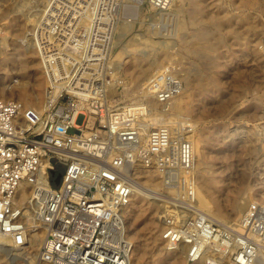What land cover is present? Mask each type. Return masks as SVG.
Here are the masks:
<instances>
[{"label":"built area","instance_id":"obj_1","mask_svg":"<svg viewBox=\"0 0 264 264\" xmlns=\"http://www.w3.org/2000/svg\"><path fill=\"white\" fill-rule=\"evenodd\" d=\"M173 1L51 0L32 35L47 82L44 106L0 99V248L6 239L24 247L32 231L41 230L38 257L45 263L135 264L127 210L131 168L139 161L161 170L178 193L163 234L170 249L187 244L193 263L212 248L217 257L208 264L261 263L264 205L246 209L240 230L195 207L192 124L154 125L149 101L117 107L109 100L118 71L114 36L111 29L95 35L93 24L109 23L101 16L113 12L132 22L144 6L164 14ZM147 87L166 110L184 83L167 64ZM57 154L66 156L61 170L46 173L44 165ZM24 186L31 188L25 200Z\"/></svg>","mask_w":264,"mask_h":264},{"label":"rangeland","instance_id":"obj_2","mask_svg":"<svg viewBox=\"0 0 264 264\" xmlns=\"http://www.w3.org/2000/svg\"><path fill=\"white\" fill-rule=\"evenodd\" d=\"M32 1L0 0V99L20 100L16 87L23 83L32 93L39 81L42 97L32 107L42 108L46 80L32 35L40 21L36 11L44 8L37 6L42 0ZM37 15L42 19L40 13ZM101 17L110 22H95L93 33L99 36L111 29L113 58L120 66L116 88L109 90L110 102L118 107L147 100L154 112L152 124H192V137L202 150L196 158L197 186L210 202L205 211L197 203L195 207L210 214L214 222L240 230L246 209L256 202L264 205V0H182L164 14L141 7L132 22L122 17L118 20L116 12ZM124 25L130 30L122 31ZM153 62L158 65L151 69ZM25 64L28 69L23 71ZM167 64L178 69L184 90L163 110L144 91L152 75ZM149 170L157 174L160 184L148 186L140 180ZM158 170L143 164L131 168L138 192L128 212L134 263H213L217 257L213 248L203 261L193 263L188 260V247L182 253L180 245L170 249L165 241L163 234L178 193L165 184ZM144 187L156 189L155 196L169 203L163 207L154 202L152 196L142 194ZM240 203L244 206L236 211ZM165 213L167 218H161ZM213 214L220 215L221 222ZM39 248L31 243L18 251L4 246L0 264H49L39 259Z\"/></svg>","mask_w":264,"mask_h":264},{"label":"bare ground","instance_id":"obj_3","mask_svg":"<svg viewBox=\"0 0 264 264\" xmlns=\"http://www.w3.org/2000/svg\"><path fill=\"white\" fill-rule=\"evenodd\" d=\"M18 1V0H17ZM34 1V0H33ZM32 1V2H33ZM179 1H182V0H175L174 1V3H173V5L171 6V8L172 7H174V6H176V3L177 2H179ZM251 3H252V1L253 0H249ZM23 2V1H22ZM50 2H51V0H42V1H40V2H38V7H41V6H43V10L41 9V8H38L37 9V11H36V15H35V17L37 16L38 17V15L37 14H39L40 13V16H43V15H41V12H44V10H45V12H46V10H47V8H48V6H49V4H50ZM40 3H43V4H40ZM26 4V3H25ZM255 4V3H254ZM18 6V5H17ZM27 6V5H26ZM19 7H22V6H19ZM34 7V6H33ZM22 8H24V7H22ZM19 10V9H18ZM21 10V9H20ZM29 10V9H28ZM38 11H39V13H38ZM25 12V11H24ZM29 12V11H28ZM21 13H23V12H21ZM24 14V13H23ZM34 17V18H35ZM36 17V20H38V19H41V18H37ZM35 20V21H36ZM38 22V21H37ZM36 22V23H37ZM37 25V24H36ZM128 30H130V27H129V25H124L123 27H122V31H128ZM34 44V43H33ZM33 44H30V46L31 47H33ZM156 62V61H155ZM155 62H153V63H151V69H153L154 67H156L155 66ZM160 62V61H159ZM141 63V62H140ZM29 65V64H28ZM135 65H138V63H136ZM117 66L118 67H120L118 64H117ZM28 69V66L25 64L24 66H23V71H25V70H27ZM144 71H146V69L144 70ZM150 71V70H149ZM118 73V72H117ZM149 73V72H148ZM144 75H145V73H144ZM148 75V74H147ZM153 76V75H152ZM116 77H117V75H116ZM144 79V78H143ZM15 82V81H14ZM35 83V82H34ZM47 83V82H46ZM116 85L117 84H113L110 88L111 89H113V90H115V88H116ZM210 85V84H209ZM26 85H24L23 83H21L20 85H18V87H16V90H15V93H16V95L19 97V99L21 100V102H23L24 104L26 103V104H28L27 106H33V105H35V104H37L38 102H40V99H41V97H42V90H40V88H42V83L41 82H37L36 84H35V87H36V90L34 91V92H32V93H30L27 89H26V87H25ZM148 86V85H147ZM145 87V91H144V93H145V95L146 96H148V97H150V98H154L153 97V95L149 92V90H148V87ZM204 86H205V84H204ZM32 88V87H31ZM111 91V90H110ZM44 94V96H45V93H43ZM19 100V101H20ZM25 104V105H26ZM45 104V103H44ZM37 108V107H36ZM193 126V125H192ZM193 136V135H192ZM191 136V137H192ZM195 136V135H194ZM192 142H193V147H194V151H195V155H196V158H198L197 157V153H199V155L202 153V150L201 149H199L200 147H198V140L196 139V137H192ZM201 144V143H200ZM56 157L57 158H50V159H48L47 160V162H46V165H44V169H45V172L46 173H50L51 171H54V170H56L57 169V167H58V169L59 170H61V166H60V162H65V159H66V156L65 155H61V154H57L56 155ZM140 164H142V163H140L139 161L136 163V165L135 166H138V165H140ZM156 170V169H155ZM159 171V170H158ZM148 172V173H147ZM145 174H144V176H141V178H140V180H142V182L143 183H145L146 185H148V186H152V185H158V184H160L162 181L157 177V174H151V173H149V172H151V170H149V171H147ZM155 176V177H154ZM199 179H200V177H199ZM205 184V183H204ZM135 185H136V181L134 182V190H133V194H132V198H131V203H130V205H129V207H128V210H127V218H129L128 216V212H129V209H130V207L131 206H133V201L135 200V198H136V196L138 195V192L136 191V187H135ZM208 185V184H207ZM28 187V186H27ZM24 189L23 190H25L24 191V194H22L23 195V199L25 200L28 196H29V194H30V191H31V188L29 187V188H25V187H23ZM156 188V187H155ZM144 189H145V191L146 192H142V190L140 191V193L142 192V194H146V195H149V196H152L151 197V199H153V201L155 202H157L158 203V201H159V203H161L162 205H163V207H165V203H169V201L167 202L166 200H163V199H161L162 197H156L155 195L158 193L157 191H156V189H154V188H146V187H144ZM169 190L171 191V188H169ZM23 192V191H22ZM195 194H196V197H198L197 199H198V201L196 202L197 203V205H198V207L201 209V211H205V209L204 208H206V207H209L208 206V204H210V202L209 201H205L204 200V197H203V193H202V189H201V187L200 186H197V188H196V192H195ZM145 195V196H146ZM177 195V194H176ZM159 196V195H158ZM161 196V195H160ZM244 199V198H243ZM244 201V200H243ZM209 202V203H208ZM242 202V201H241ZM206 203H208V204H206ZM243 203V202H242ZM159 206H161L160 204H159ZM244 206V205H243ZM242 204L240 203L239 205H237L236 207H235V210L236 211H240V209H242ZM210 210H211V207H210ZM159 211H160V209H159ZM168 211V210H167ZM209 211V210H208ZM213 212V211H212ZM130 213V212H129ZM160 213V212H159ZM162 214V213H161ZM205 215H207L208 217H212V216H210V214H207L206 212H205ZM167 216H168V214L167 213H165V214H163L162 216H161V218H167ZM213 216H215V217H217L216 219H217V221H219V222H221V220H222V217L220 216V215H218V214H213ZM213 218V217H212ZM214 219V218H213ZM153 223H154V220L152 221ZM240 224H241V222H240ZM39 232H41V231H32V233H31V236H30V238L28 239V244H30L31 243V245L32 246H41V244L43 243V241H44V238H45V234L44 233H42L43 234V237H40V235H39ZM11 243H10V240L9 239H6L5 241H4V243H3V247L4 246H12V245H10ZM3 247H1V248H3ZM187 244H185V243H182V244H180V250H181V252L182 253H184V252H186V250H187ZM0 248V249H1ZM16 249H17V251L18 250H22L23 249V247H16ZM169 253H171V251H169ZM133 257H135V251H134V254H133ZM211 258V257H210ZM261 261L264 263V253H263V255H262V259H261ZM43 262V261H42Z\"/></svg>","mask_w":264,"mask_h":264},{"label":"water","instance_id":"obj_4","mask_svg":"<svg viewBox=\"0 0 264 264\" xmlns=\"http://www.w3.org/2000/svg\"><path fill=\"white\" fill-rule=\"evenodd\" d=\"M59 179H60V175L58 176V178L56 179V183H58L59 182Z\"/></svg>","mask_w":264,"mask_h":264}]
</instances>
